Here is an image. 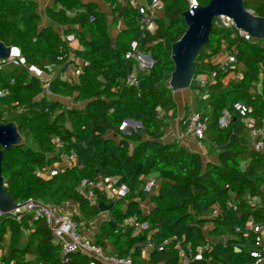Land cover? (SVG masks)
Listing matches in <instances>:
<instances>
[{
	"label": "trees",
	"instance_id": "16d2710c",
	"mask_svg": "<svg viewBox=\"0 0 264 264\" xmlns=\"http://www.w3.org/2000/svg\"><path fill=\"white\" fill-rule=\"evenodd\" d=\"M195 1L205 5L209 0ZM103 2L111 12L110 24L117 26L121 20L124 25L114 39L107 14L92 1L52 0L44 14L62 27L58 33L50 24L41 25L38 0H0V41L17 47L24 60H0V89L5 92L0 96V121L14 122L22 137L3 153L5 191L16 203L29 197L52 206L75 201L79 214L73 219L87 224L100 213L99 203L110 200L96 192L97 204H92L78 190L80 182L118 176L129 191L113 203L95 234V243L110 246L113 256L130 257L133 264H179L183 250L191 256L188 264H255L250 254L254 233L244 225L248 219L264 222V150L251 148L248 129L238 116H231L223 127L218 119L223 110L233 114L236 103L250 105V114L259 122L264 118V39H244L219 17L212 20L209 39L196 54L190 86L198 91L195 108L205 123L202 139L218 150L217 162L204 161L200 153L175 141L160 140L176 113L167 84L174 67L170 51L186 28L182 12L189 1L163 0L164 14L155 19L152 31L140 28L137 8L117 0ZM243 3L264 16V0ZM69 34L81 49L66 43ZM132 41L151 53L150 68L134 72L135 61L125 58ZM223 48L234 54V66L211 61ZM240 64V76L224 83ZM28 65L46 73L48 67L56 68L48 91L74 105L45 94L44 82ZM74 69L79 73H72ZM211 71L215 82L199 85L195 76ZM131 73L136 85L126 84ZM259 74L261 93L253 92ZM124 119L139 121L140 126L123 127ZM70 152L76 154V165L60 167L47 178L39 173ZM149 174L157 177L158 186L149 195L152 207L145 213L136 197L145 199L143 182ZM252 195L259 197L253 205L247 200ZM215 209L218 213L212 216ZM129 218L147 222V229L135 232L125 224ZM7 228L8 257L14 264H104L80 252L61 255L46 221L33 220L30 212H23L20 221L1 215L0 241Z\"/></svg>",
	"mask_w": 264,
	"mask_h": 264
},
{
	"label": "built area",
	"instance_id": "2783aa9c",
	"mask_svg": "<svg viewBox=\"0 0 264 264\" xmlns=\"http://www.w3.org/2000/svg\"><path fill=\"white\" fill-rule=\"evenodd\" d=\"M120 3H128L131 6L137 8L140 14V28L151 31L155 27V19L158 17L157 13L162 12L164 9L163 0H117ZM189 7L196 5L195 0H188ZM252 11V10H251ZM253 12V11H252ZM222 18V19H220ZM221 23L225 26H233L232 21L226 16L219 17ZM234 27V26H233ZM238 35L242 36L247 40H256L248 35L244 31L237 30ZM65 41L73 48L81 49V45H73L75 37L72 34L65 36ZM17 53L13 54L7 60L2 61H13L16 62V58L20 62H23V58L19 55V49ZM225 56L219 60V64L224 66H234L236 62L235 56L231 52H225ZM72 58V56L70 57ZM125 58L133 59L137 69L144 70L150 68L154 62L149 51L141 50L137 41H132L130 48L125 52ZM29 71L35 76L39 77L44 83V93L51 95L48 91V85L50 78L56 73V68L48 67V72H44L33 65H28ZM72 73L78 74L79 70L74 69ZM63 78L66 77L65 73L61 74ZM210 84L215 82V72L211 71ZM195 79L203 84L204 81L200 76H195ZM126 84L136 85L137 79L134 73H131L126 78ZM225 82V79H222ZM5 94L0 89V96ZM234 113L232 114L229 110H223L219 116L218 122L221 127L227 125L231 116H238L239 121L248 129L249 143L252 149L256 151L264 150V118L259 122L250 112L252 108L248 104L236 103L233 107ZM132 119H124L122 126L139 127V121H130ZM184 124L185 132L193 137L202 139L204 137L205 123L203 121L201 112L198 109L193 108L189 114L182 120ZM56 145H60L58 138H53ZM78 163L76 154L74 152L65 153L61 155V160L55 163L50 168H43L39 173L47 178L55 175L60 167L74 166ZM158 186V179L154 174H149L145 177L143 182V191L147 195H151ZM78 190L81 195L86 199L90 200L92 204H97V194L99 192L103 194L110 202H115L118 199L124 198L129 191L128 186L120 181L118 176H108L97 181L83 179ZM248 202L255 204L259 202V197L256 195L248 196ZM18 206L14 210H10L6 213L0 211V216L6 214L12 217L16 221H20L23 212H30L33 220L43 218L47 225L50 227L52 234L58 237V244L60 247L61 255H65L70 252H80L91 256L93 259L98 260L104 264H133L130 257H116L108 254L104 251L100 245L92 242L89 238L81 235L80 229L83 224L75 221L72 216L61 214L56 212L54 206L45 203L39 198L29 197L23 202H17ZM218 211L215 209L212 211V216L217 215ZM125 224L132 225L135 232H141L147 229L148 224L145 221H139L135 218H129L125 221ZM245 231L254 233V243L250 250V254L255 258V264H264V222H255L252 219H248L244 225ZM239 227L235 228V231H239ZM166 242V241H164ZM148 244V247H151ZM158 249H162V245L158 246ZM199 251V248H197ZM190 255H187L183 250H180L179 264H188L190 262ZM196 258H200V253L197 252Z\"/></svg>",
	"mask_w": 264,
	"mask_h": 264
},
{
	"label": "water",
	"instance_id": "95a60500",
	"mask_svg": "<svg viewBox=\"0 0 264 264\" xmlns=\"http://www.w3.org/2000/svg\"><path fill=\"white\" fill-rule=\"evenodd\" d=\"M228 17L236 30L252 38L264 39V16L245 8L243 0H209L205 5H194L182 12L186 26L179 39L171 43L170 58L173 70L167 81L172 92L189 89L194 78V61L200 47L207 43L215 17ZM13 46L0 41V60L13 57ZM132 121V120H130ZM22 137L14 122L0 121V211L8 212L18 206L3 187L2 157L5 150L21 143ZM113 202L99 203L101 212L108 211Z\"/></svg>",
	"mask_w": 264,
	"mask_h": 264
},
{
	"label": "crops",
	"instance_id": "0c3cea01",
	"mask_svg": "<svg viewBox=\"0 0 264 264\" xmlns=\"http://www.w3.org/2000/svg\"><path fill=\"white\" fill-rule=\"evenodd\" d=\"M41 0H38V3ZM46 2H50L52 3V0H44ZM82 2H88V1H92L94 3L97 4V8L98 10H101L103 12H105L107 14L108 17V22H109V33L112 37V39H114V37L116 36L117 32L124 28V25L122 23L121 20H119L118 25L117 26H112L110 24L111 21V12L109 10L108 4L103 2V0H81ZM143 2V0H141ZM50 3L46 4L44 6V8L46 6H49ZM71 12H69L70 14ZM72 14V13H71ZM46 21H43V23H41V25H46V24H50L53 26V28L55 27V25L57 24H53L46 16ZM42 21V18H41ZM59 27H61L60 25H57ZM111 26V27H110ZM54 30L58 33L62 32V27H61V32H59L58 30H56L54 28ZM73 45H80L78 40L75 38V41L73 43ZM225 52H228L225 50V48H223V51L220 52L216 57H213L211 59V61L213 63H219V60L222 59L225 55ZM206 61V59H205ZM136 67H134V72L136 71ZM242 69V65L240 64L236 69L230 71L225 77V82H228L230 79H235L238 76H240V70ZM210 72H201L198 73L197 76H200L204 83L200 84L197 80V83L201 86H205L207 84H210V76H209ZM197 91V89H184V90H179V91H175L177 92V100L174 97V93L172 92V96L173 99L176 103V113L174 116H172L171 118L168 119V125L164 128V132L162 137L160 138L161 141L163 142H168V141H175L177 143H179L180 145L186 147L187 149L191 150V151H195L201 154L202 158L204 161H211V162H217V153L218 150L215 149L214 147H211V144L209 141L205 140V139H198L196 137H193L189 134H187L185 132V130L183 129V123L182 120L185 116H187L189 114V112L195 108V92ZM253 92H258L261 93L262 92V75L259 74V80L253 85ZM52 97H57L51 94ZM61 96H58L57 98L60 99ZM65 98V97H64ZM248 134V132H247ZM204 140L205 141V146H203L201 144V141ZM248 140H249V135H248ZM146 197L144 200L139 199L138 197H136V199L139 200L141 208L143 210V212L147 213L148 210L152 207V203L149 199V195L145 194ZM143 203L146 204L145 207H147L146 209L144 208V206L142 205ZM54 209L56 212H59L61 214H65V215H70L72 216L73 214L78 215V205L75 201L69 200L66 202H63L61 205L58 206H54ZM109 211V210H108ZM108 211H104L101 212L94 218H91L87 224H84L82 221H80V224H83L80 229V233L82 236L89 238L92 242H95V234L98 231V223L100 221H102L103 219H106L108 217ZM206 229V228H205ZM53 235V234H52ZM53 242L58 243V237L53 235ZM111 247L107 245V247L104 248V251L108 254H111ZM8 252H9V230L7 228L6 233L4 234V238L2 241H0V264H14L13 260L10 259L8 257ZM61 253V251H60ZM112 255V254H111ZM25 259L29 260V259H33L32 255H26Z\"/></svg>",
	"mask_w": 264,
	"mask_h": 264
},
{
	"label": "rangeland",
	"instance_id": "374dc122",
	"mask_svg": "<svg viewBox=\"0 0 264 264\" xmlns=\"http://www.w3.org/2000/svg\"><path fill=\"white\" fill-rule=\"evenodd\" d=\"M48 3H50V2H46V1H44V0H41V1L38 3V5H39V6H38V12L40 13L41 18H42L41 23H43V21H46L45 14H44V6H45L46 4H48ZM50 4H51V3H50ZM163 14H164V12H159V13H157V16H158V17H162ZM220 19H222V18H220ZM110 27H111V26H110ZM54 28H55L56 30H58L59 32H61V27L55 25ZM154 28H155V27H154ZM151 31H152V30H151ZM197 93H198V91L195 92V95H196ZM174 97H175V99L177 100V92L174 93ZM60 99H61L65 104H67L68 106H72V105H74V104L72 103V101H71L70 99H68V98L60 97ZM201 144H202L203 146H205V141L202 140V141H201ZM142 205L144 206L145 209L147 208V207H145V206H146L145 203H143Z\"/></svg>",
	"mask_w": 264,
	"mask_h": 264
},
{
	"label": "bare ground",
	"instance_id": "6f19581e",
	"mask_svg": "<svg viewBox=\"0 0 264 264\" xmlns=\"http://www.w3.org/2000/svg\"><path fill=\"white\" fill-rule=\"evenodd\" d=\"M12 53H13V54H16V53H17V49H16V48H13V49H12Z\"/></svg>",
	"mask_w": 264,
	"mask_h": 264
}]
</instances>
